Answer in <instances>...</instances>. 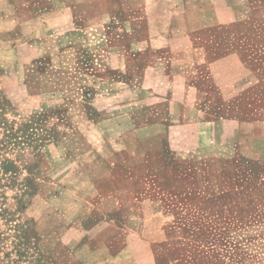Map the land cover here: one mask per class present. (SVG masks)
I'll use <instances>...</instances> for the list:
<instances>
[{
    "label": "crops",
    "instance_id": "1",
    "mask_svg": "<svg viewBox=\"0 0 264 264\" xmlns=\"http://www.w3.org/2000/svg\"><path fill=\"white\" fill-rule=\"evenodd\" d=\"M249 8H256L252 0H0V31L9 40L14 31L22 41L31 32L53 34L60 45L87 50L77 74L89 82L79 87L85 120L103 140L121 144L93 155L86 187L72 190L63 175L45 194L68 222L71 264H157L154 244L165 233L152 221L168 218L136 198L143 175L184 187L190 175L207 179L206 166L222 162L218 179L227 188L264 198V115L252 122L221 116L211 92L196 84L206 63L196 32L245 21ZM123 77L140 84L113 79ZM130 89L138 95L123 100ZM99 94L114 100L104 106ZM240 146L248 147L243 153ZM187 157L195 160L193 171Z\"/></svg>",
    "mask_w": 264,
    "mask_h": 264
},
{
    "label": "rangeland",
    "instance_id": "2",
    "mask_svg": "<svg viewBox=\"0 0 264 264\" xmlns=\"http://www.w3.org/2000/svg\"><path fill=\"white\" fill-rule=\"evenodd\" d=\"M252 2L256 8L245 21L196 32L206 51L196 84L218 101L219 115L249 122L264 115V0ZM5 33L0 31V264H71L63 236L68 222L45 194L63 175L62 184L72 190L86 187L93 155L121 144L103 140L85 120L79 87L89 82L77 74L78 56L87 50L60 45L53 34L31 32L22 41L15 31L12 40ZM113 79L131 88L140 84V78ZM121 95L128 100L138 94L130 89ZM97 100L106 106L114 97L99 94ZM142 143L149 150L150 142ZM242 147L244 153L248 146ZM149 152L156 157L155 146ZM185 160L193 171L195 160ZM222 167L208 164L207 179L190 175L193 186L166 187L158 179L152 184L149 174L141 177L146 185H138L136 198L142 208L168 218L152 221L165 233L154 244L157 264H264V198L227 188L218 179Z\"/></svg>",
    "mask_w": 264,
    "mask_h": 264
}]
</instances>
